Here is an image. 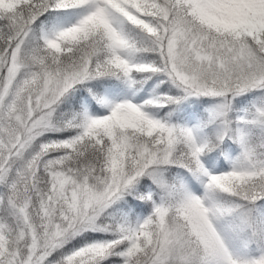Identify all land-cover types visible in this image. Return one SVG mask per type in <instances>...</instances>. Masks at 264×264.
Instances as JSON below:
<instances>
[{"label":"snow or ice","instance_id":"1","mask_svg":"<svg viewBox=\"0 0 264 264\" xmlns=\"http://www.w3.org/2000/svg\"><path fill=\"white\" fill-rule=\"evenodd\" d=\"M0 264H264V0H0Z\"/></svg>","mask_w":264,"mask_h":264}]
</instances>
